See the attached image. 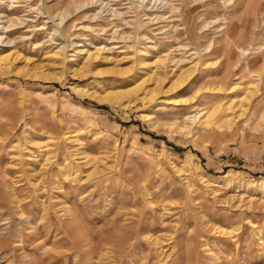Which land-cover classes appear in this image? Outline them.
Listing matches in <instances>:
<instances>
[{"label":"rangeland","instance_id":"rangeland-1","mask_svg":"<svg viewBox=\"0 0 264 264\" xmlns=\"http://www.w3.org/2000/svg\"><path fill=\"white\" fill-rule=\"evenodd\" d=\"M245 19L243 40L225 47ZM0 36L19 55L0 71V264H264V122L188 138L169 128L223 82L238 94L256 84L264 106V0H0ZM143 56L163 61V91L193 70L176 91L184 107L160 102L172 92L128 108L85 94L140 86L131 100L142 98L156 84ZM38 68L63 76L42 81Z\"/></svg>","mask_w":264,"mask_h":264},{"label":"bare ground","instance_id":"bare-ground-1","mask_svg":"<svg viewBox=\"0 0 264 264\" xmlns=\"http://www.w3.org/2000/svg\"><path fill=\"white\" fill-rule=\"evenodd\" d=\"M12 3H14V2L12 1ZM84 6L85 5L77 6V10L83 8ZM41 7L42 6L39 5V7L37 8V10L39 12L38 14L44 15L46 12H44ZM245 8H247V7H245ZM69 15H70V13H64V12L60 13V15L57 16L60 19V24H63L64 20L66 18H68ZM19 22H21V19L19 20ZM16 24H23V22L11 23V24H9V26L7 28L16 26ZM237 25L231 26L229 29H227V32L225 33L226 35H225V39L223 40V43H224L225 47H227V48L230 46H233V45L237 47V43H240V41H242L243 38L245 37L244 33L247 30L246 27L248 26V20H246L243 27L239 24L242 27V29H240L241 27L239 28V26H237ZM64 26H66V24ZM248 28H249V26H248ZM53 37H54V35H53ZM1 39H2V36H0V40ZM54 40L55 39H52V41H54ZM9 42H11V41H8V43ZM1 46H3V45H1ZM76 48H78V46ZM64 51H65V46L58 47L57 51L53 54V56L57 59L56 62H58V64H60V65L64 64L63 59L60 60L61 57H63V55H64ZM77 52L81 53L82 50H79ZM233 55H235V54H233ZM18 57H19L18 53L12 51V49L7 48V47H1L0 48V71L1 72L8 71L12 67H14L15 61L18 59ZM98 57H99V52H97V51L94 53L93 52L92 53L87 52V62L92 61V60H96ZM230 58H233V57H230ZM148 60L149 59L146 56L141 57L139 60V66L147 67V68H145L147 70L146 71V77L152 78L154 76V78L156 79V84H155V87L153 89H151L149 92L148 91L145 92V94L142 98L137 97L134 100H131V97L137 95V91H138L137 89L140 86H138L136 89H133V90L130 89L128 91H111V92L109 91V92L98 94V95L88 94L85 92V94L87 96L94 98L99 103L109 104V105L114 106V107H116V106L120 107L123 104H127V105H124V107L128 108L132 103H135V102H141L142 104L157 102L160 98L159 97L160 94H167L169 92L170 93L172 92V93H175V95L173 97L161 100L160 102L165 104V105L168 104V105L172 106V108L184 107L188 101L179 100V97L176 94V91H177V88L180 87L183 84V82L186 81L192 75L193 70L192 71L190 69L183 70L177 77H175V78L173 77L174 79H172V80L170 79V84H171L170 87L168 88L167 91H163L162 85L167 80L168 76L166 77V76H162V74L161 75L157 74L156 71L154 70V69H156L157 66L159 67L158 63L162 64L163 61L158 60L156 62L150 63ZM261 61L263 62V66L261 69L264 70V59H262ZM181 62L182 61H179L178 63H181ZM227 62L229 64L230 63L232 64V59L228 60ZM197 63H196V65H197ZM228 66L231 67V65H228ZM204 67H205V65H204ZM226 68H228V67H226ZM69 69L72 70L73 68H69ZM127 73H125V74H127ZM249 73H252V71ZM165 75H166V73H165ZM31 76L36 78V79H40L42 81H56V80L61 79L63 74L61 72L59 75H51L49 73H46V71H44L43 68H38V69L33 70V73L31 74ZM145 82H146V79L142 81V84ZM253 84L254 83H248L245 86L243 92L239 93V94L237 93V91L240 90V87H239L240 85L237 83H229V85H228L227 83L223 82V83H221L220 86H218L219 85L218 84L217 87L215 85H213V87H205L204 89L202 88L203 90L212 93L211 96H208V98H212L211 102H210V106H207L206 108L205 107L201 108V106H199V104L196 105L197 104L196 101L195 102L193 101L195 99L194 98L192 100L194 103L190 108V109H193V111L190 113V115L187 114L189 116H187L185 118V122L182 123L181 125H178V124L169 125V128L171 129L172 133H174L176 135H183L186 138H188V137H195L196 136V130L198 128H206L208 130H212V134H217L216 131L222 132L225 129H230V130L233 129L234 127L237 126V124L239 122L242 121V119L249 121V120L255 118L256 120L259 119L261 122H264V106H258V104H254V100H253L255 98L254 96L256 94H260L259 92H261L262 90L259 89L256 84L254 86H253ZM221 92L222 93L225 92V94L221 95ZM208 98L205 97V99H208ZM125 99H126V101H124ZM145 119L147 121H149V120L152 121L151 116L148 114L145 115ZM48 140H50V142L52 141L54 143V145H55L54 149L55 148L57 149L58 147H60L61 141L59 139L54 138V137L53 138L48 137ZM61 140H62V142L63 141L66 142V141L71 140V143H73V144L77 143V145H81L80 140L78 138V135L69 136V133H65L62 135ZM37 145L40 146L41 148L47 147V143H39ZM50 148H53V147H50ZM82 154L83 153H79L77 155H82ZM80 159L86 163L87 159H89V157L88 156H82V157H80ZM70 166L69 167L67 165L62 166V167L60 166V168H61L60 172L68 170V168H70ZM75 167L76 166H73L71 168L74 169ZM201 175L204 177L210 176L209 174H207L205 172H203ZM76 180H77L76 177H74L71 181L74 183V181H76ZM221 180L226 181L227 179L222 178Z\"/></svg>","mask_w":264,"mask_h":264}]
</instances>
